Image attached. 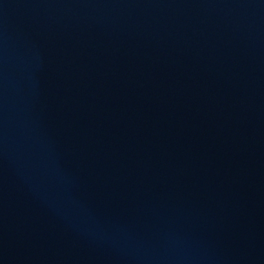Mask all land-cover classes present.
Instances as JSON below:
<instances>
[{
    "label": "water",
    "instance_id": "water-1",
    "mask_svg": "<svg viewBox=\"0 0 264 264\" xmlns=\"http://www.w3.org/2000/svg\"><path fill=\"white\" fill-rule=\"evenodd\" d=\"M0 264H264V0H0Z\"/></svg>",
    "mask_w": 264,
    "mask_h": 264
}]
</instances>
